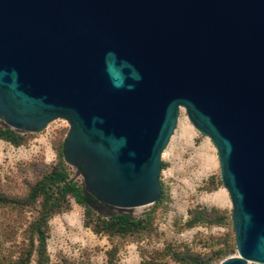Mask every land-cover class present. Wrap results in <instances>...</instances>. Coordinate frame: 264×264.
I'll use <instances>...</instances> for the list:
<instances>
[{"label": "water", "instance_id": "water-1", "mask_svg": "<svg viewBox=\"0 0 264 264\" xmlns=\"http://www.w3.org/2000/svg\"><path fill=\"white\" fill-rule=\"evenodd\" d=\"M180 107L216 147L237 256L264 264V0H0V121L65 119L84 193L161 196Z\"/></svg>", "mask_w": 264, "mask_h": 264}, {"label": "rangeland", "instance_id": "rangeland-1", "mask_svg": "<svg viewBox=\"0 0 264 264\" xmlns=\"http://www.w3.org/2000/svg\"><path fill=\"white\" fill-rule=\"evenodd\" d=\"M0 126L7 128L2 121ZM17 131L24 135L19 145L0 138V187L19 192L24 169L43 170L61 159L70 177L84 183L79 169L65 161L64 153L60 156L69 131L65 119L52 120L37 132ZM159 179V200L126 212L140 219V228L123 234L94 232L86 224V208L70 196L68 206L49 219L45 264H182L183 253L218 264L238 255L216 147L193 126L184 107L163 149ZM118 210L102 202L93 209L103 217ZM219 250L224 253L216 258Z\"/></svg>", "mask_w": 264, "mask_h": 264}, {"label": "trees", "instance_id": "trees-1", "mask_svg": "<svg viewBox=\"0 0 264 264\" xmlns=\"http://www.w3.org/2000/svg\"><path fill=\"white\" fill-rule=\"evenodd\" d=\"M0 138L19 145L24 135L0 126ZM60 153L63 156V151ZM21 177L19 192L0 187V224L5 220L0 225V264H45L49 258L46 252L49 219L68 206L70 196L86 208V224L96 233L123 234L140 228V219L119 210L108 217L96 215L93 209L99 201L92 193H84L83 185L70 177L62 159L43 170L31 172L26 168ZM222 251H217L215 257L219 258ZM181 257L182 264H207L198 255L183 253Z\"/></svg>", "mask_w": 264, "mask_h": 264}]
</instances>
